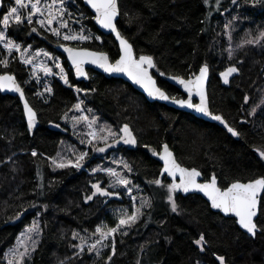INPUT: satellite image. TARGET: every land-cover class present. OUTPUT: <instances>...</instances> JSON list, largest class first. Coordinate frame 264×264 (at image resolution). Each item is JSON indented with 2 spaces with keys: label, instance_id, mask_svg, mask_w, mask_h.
I'll list each match as a JSON object with an SVG mask.
<instances>
[{
  "label": "trees",
  "instance_id": "trees-1",
  "mask_svg": "<svg viewBox=\"0 0 264 264\" xmlns=\"http://www.w3.org/2000/svg\"><path fill=\"white\" fill-rule=\"evenodd\" d=\"M13 5L14 0H3L0 29L2 16ZM65 5L68 27L61 31L69 33V28L75 27L92 35L83 44L55 36L34 18L32 24L25 21L20 26L11 21L7 36L49 51L54 59L55 55L64 58L56 47L65 43L106 51L116 60L120 55L116 39L98 29L84 0H65ZM119 5L121 33L133 44L138 57H153L156 67L152 72L170 96L184 94L160 73L188 78L204 64L209 66L211 110L221 114L240 133L239 138L217 123L161 102H149L122 78L89 69V79L79 81L65 58L62 63L68 68V84L56 75L58 69L52 58L47 65L54 75L41 79L33 77L31 67L18 59L7 67L0 64L1 72L16 75L40 119L31 134L19 98L0 92V264H7V249L35 219L41 222L42 235L25 264H105L111 256L106 255L101 263L87 250L78 253L79 248L73 245H78L79 239L73 233L91 235L104 219L109 227L115 226L116 219L106 210L125 206L130 200L125 195L99 194L86 200L95 191L97 177L86 169L59 168L53 163L74 161L80 152H86L87 143L81 140L88 139V126L81 120L73 127L72 119L84 116L95 118L99 129L103 121L116 131L129 125L136 146L119 145L100 156L94 152L102 142H93L83 162L95 170L102 160L108 162L120 152L131 166L126 177L143 197L138 207L144 200L151 202L150 208H142L143 215L134 224L121 231L109 264H220L218 256H223L226 264H264V231L260 230L264 228V200L257 218L259 231L252 237L235 218L212 210L198 194L176 191L178 209L173 212L167 188L153 183L157 179L164 185L172 183L160 178L162 165L153 153V149L160 152L165 143L182 165L200 169L206 180L215 174L222 187L237 180L264 177V157L257 151H264V41L244 43L264 31V3L119 0ZM23 11L27 13L28 9ZM32 28L37 31L32 32ZM10 56L0 47V61H10ZM230 66L239 71L225 84L220 73ZM49 87L52 91H45ZM79 100L86 115L75 107ZM99 180L106 187L109 178L101 175ZM201 234L207 241L203 251L194 243Z\"/></svg>",
  "mask_w": 264,
  "mask_h": 264
},
{
  "label": "snow or ice",
  "instance_id": "snow-or-ice-1",
  "mask_svg": "<svg viewBox=\"0 0 264 264\" xmlns=\"http://www.w3.org/2000/svg\"><path fill=\"white\" fill-rule=\"evenodd\" d=\"M207 3L208 0H205ZM237 0H232V3L235 4ZM248 2V0H245ZM252 3H264V0H251ZM2 3V0H0ZM87 3L95 10V19L96 21L105 29H109L111 32H114L116 38L120 42V49L122 50V55L119 56L115 62H111L107 53L103 52H93L87 49H76L72 47H64V50L68 53V57L71 60L72 64L75 67L77 76H87L88 73L84 70L85 63H92L98 65L105 72L108 73H124L134 81L136 84L141 85L148 93L149 96L158 98L160 100H171L173 103L180 106H184L195 111L211 117L213 120L220 121L225 124L227 127V121L224 120L222 115H214L208 107L207 95H206V80L208 77V65L204 64L200 70L199 75H194L193 79L185 80L182 77H172L173 80H177L179 84L183 85L188 93L187 99H176L175 97H170L169 94L164 91L161 87L157 86L156 80L150 74V69L155 68V62L152 56L141 55L138 58L136 57L133 51V45L129 43L121 32L117 28V17L121 15V10L119 6V0H87ZM219 0H217V4ZM28 9L27 13H24L23 10ZM67 8L65 7V0H51V3H46L41 6V0H14V6H11L6 9V14L2 16V25L3 28L0 29V44H3L9 54L13 50L20 53V59L25 64H32L33 58H28L26 52L22 50L21 44L17 43L15 40L10 39L6 35V30L8 29L10 22L14 21L16 26L22 25L25 21L28 24L33 23V17L39 16L37 23L42 28H48L55 36H63L65 41H78V40H87L88 36L77 33H62L61 29L68 27V21L65 19L67 13ZM127 14V13H125ZM70 17V13L68 14ZM59 22V27H50L54 23ZM226 28L230 27V24L225 25ZM32 32H36L37 28H32ZM250 35V33H249ZM229 39H231V33H229ZM261 41H264V31H261L258 36L252 37L244 41L245 44H259ZM48 55V53H44ZM232 52L229 50V56L231 57ZM0 64H3L4 67H7L9 61L7 59L0 61ZM56 67L60 68L62 74V79L65 84H68V77L64 73V68L61 64H56ZM39 67L47 75L52 72L50 67L40 64ZM239 69L235 66L228 67L224 72H221L220 75L223 77V82L225 84L229 83V77L237 73ZM164 75V73H160ZM0 89L11 90L19 93L20 97L24 99L25 93L24 89L16 81L14 75H0ZM45 91L51 92L52 89L46 88ZM77 91H81L77 89ZM193 93L199 96V103H193ZM248 97H245V102L247 103ZM83 101L75 105L77 110L84 111L81 107ZM24 109L28 116V127L34 128L36 123V112L32 107L29 106L28 100L24 99ZM255 109H253V114ZM67 119V116L65 117ZM74 121L73 127L76 126V123L81 122V120L87 122V126L90 131L87 135L90 137L88 140H81V143H87L93 145L94 141H103L105 147L96 148L98 152H105L107 148L112 145L108 143L109 138H112L115 143H119L121 140L125 144L135 145L137 143L136 137L133 134L131 128L128 124H124L123 127L117 132L112 130L109 126H105L101 129H96L94 125L96 120H89L87 116L84 117H73ZM228 132L232 133L235 136H239L240 133L232 127H227ZM147 147V145H145ZM163 151L156 152L153 149V153L158 155L161 160L164 162L163 173H167L169 176L173 177V182L167 185H164L163 182L159 179L153 181V183L160 185L161 187H166L168 190V200L171 203V208L173 212H176L178 209L177 203L174 199V193L178 190H182L184 193L195 190L202 192L210 201L211 207L214 209L220 210L226 215H234L238 218L239 225L246 229L249 234L253 237L256 236L258 231V224L256 223L255 218L258 214V209L261 206L262 200H264V177L250 180L248 182H241L239 180L230 183L225 187H221L218 184L217 177L215 174L211 178L204 182H198V177H201L202 173L196 168H186L182 167L175 159L174 154L170 151L169 146L164 144L162 146ZM259 155L264 157V151L257 149ZM33 156H36L35 151L32 152ZM88 156L87 152H80L76 159L67 160L66 162L60 161L57 162L53 160V163L56 164L59 168H67L69 166L75 167L77 169L83 166L82 162ZM124 167L131 171V166L124 163ZM100 170V169H98ZM111 177H114V181L111 184V187L115 188L118 186H123L129 195H131L132 189L129 187L131 181L123 176L121 173L117 172L113 168L103 169ZM162 173V174H163ZM179 176V183L175 182V178ZM95 191L92 193V196H87L86 200H91L97 194L105 197L118 196V192H110L107 188H102L99 183L93 185ZM136 198L133 197V200ZM151 207V202L148 200L142 201L140 207H137L135 211L129 215L126 212L119 218V221L115 227H108L106 225L99 226L95 229L93 235L98 234V238L94 243L88 245V251H95L99 255V250L97 245L105 247L103 241L111 238L113 243L111 244L112 253L115 254V234L121 229V226H131L134 224L142 215V208L144 206ZM46 207V206H45ZM264 231V228L260 229ZM33 231H39L37 224L33 223L31 227L28 228L27 232L32 233ZM126 234V233H125ZM74 238H79L81 243L79 245H73V247H78L80 252H83L84 245L86 243L83 237L79 236V233H73ZM31 236L27 235L25 240H31ZM21 240L17 247L11 249L7 254V264H25L27 259H30L31 253L35 251L36 244L32 243L29 245ZM196 245L200 247V250L203 251L207 241L205 236L201 234L197 240L194 241ZM111 260V256L108 257ZM220 264H225V258L223 256H218ZM63 264V262H62ZM199 264V262H197Z\"/></svg>",
  "mask_w": 264,
  "mask_h": 264
},
{
  "label": "rangeland",
  "instance_id": "rangeland-1",
  "mask_svg": "<svg viewBox=\"0 0 264 264\" xmlns=\"http://www.w3.org/2000/svg\"><path fill=\"white\" fill-rule=\"evenodd\" d=\"M46 3H51V0H41V6H43L44 4ZM14 6V5H13ZM65 7L67 8V6L65 5ZM24 12V11H23ZM73 16V13L71 12V15L70 17ZM69 17V21L71 20ZM34 19L38 20L40 17L39 16H36V17H33ZM56 23H59L58 21ZM56 23H54L52 26L50 27H57L56 26ZM72 27V26H71ZM69 32H73V33H77V34H83V35H86L88 37H90L89 34L85 33L83 30H79L78 28H75V27H72V28H69ZM6 35H7V30H6ZM60 38L63 39V36H59ZM92 37V35H91ZM90 37V38H91ZM11 39V38H10ZM86 40H78V41H70V42H73L77 45H81L85 42ZM19 43V42H17ZM21 44L22 46V50H24L26 52V55L28 58H33L35 57V59L33 60V63L32 64H25L23 63V61L20 59V53L13 50L11 54H9L8 50L6 48H4L3 44H0V47L5 51V53L7 55H11L10 56V61L9 63H12L14 59H18L20 62H22L23 64L31 67L32 69V73H33V77L37 78V79H41L44 75H46L44 73V71L39 67L40 64H44L45 66L47 67H50L51 68V65H47V61L48 59L52 58L54 59L53 55L51 54V52L49 51H45V50H42V49H38V48H35L33 47L31 44H28V43H19ZM44 53H48V55H45ZM56 58L54 59L56 61V64H61L64 68V73L67 75L68 74V68L66 66L63 65L62 63V59H64L62 56H58V55H55ZM70 67V65H69ZM52 69V68H51ZM58 72H57V76L62 80V74L60 72V68H58ZM47 75H54V72H53V69H52V72L47 74ZM81 101L79 100V103ZM81 107H83V104L81 105ZM83 115H86L85 112L83 111ZM89 120H91V117L89 116L88 117ZM97 123L98 121H96V124L94 125V127L96 129L99 130V127L97 126ZM102 125H101V128L105 127V126H109L111 128V126L106 122V121H103L101 122ZM85 124L87 125V122L85 121ZM100 128V129H101ZM112 129V128H111ZM113 130V129H112ZM90 131V129L88 128V132ZM116 131V130H114ZM118 132V131H117ZM88 139H90V137L88 136ZM87 139V140H88ZM94 142H98V141H94ZM101 145L98 146L97 148H103L105 147V143L103 141H101ZM109 144H111L112 146L107 148V150L105 152H98V151H95L94 154L96 155H105L108 153V151H111L112 149L118 147L119 145L121 146H130V147H134L136 146L135 145H130V144H125L122 140L119 142V143H115L113 141L112 138H109V141H108ZM90 150V145L87 144V148H86V152L88 153ZM126 162V158L120 153V152H116L112 158L106 162V160H102L101 161V166L95 168V170H91L89 169L88 167H86V165L84 164V162H82L83 166L80 168V169H86L87 170V173L93 175L94 177H97V179L94 180V183L93 184H96V183H99L101 185V187L103 188L104 185L101 184V180H99V178L101 177V175L103 176H107L109 178V181H107V186L104 187V188H107L108 191L110 192H118L119 195H125V197L127 199L130 200L129 204H126L125 206L123 205H118V206H110L108 210H106L110 215H113L114 218L116 219V224L115 226L117 225L118 221H119V218L126 212L127 214L131 215L135 209L138 207V204L137 202L139 203V201H141L143 199V197H141L140 195H138L136 192H135V184H131L129 185V187L132 189V192H131V195L128 194L127 190L123 187V186H118V187H111V184L113 183L114 181V177H111L106 171H104L103 169H107V168H113L115 169L117 172L121 173L123 176L126 177V173H127V169L124 167V163ZM100 169V170H98ZM127 178V177H126ZM118 195V196H119ZM133 197H135L136 199L133 200ZM33 223L37 224L38 227H39V231H33L32 233H28L27 230L29 227H31L33 225ZM103 225H106L108 226L106 220H102L97 227L99 226H103ZM113 226V227H115ZM109 227V226H108ZM129 226H121V229L119 231L116 232L115 234V240H114V243H115V251H116V247H117V239L119 237V235L122 233L121 231L125 228H128ZM27 235H30L31 236V240H25L26 236ZM41 235H42V228H41V222L39 219H35L31 225H29L28 227H26L22 232L21 234L19 235V237L17 238L16 242L14 245H12L10 248L7 249V252H6V258H7V254L9 253V251L15 247H17L18 243L21 241V240H25L26 243H28L29 245H31L32 243H35L36 244V247L40 241V238H41ZM79 236L80 237H83L86 241L85 245H84V249L87 250L88 249V245L89 244H92L95 242V240L98 238V234L97 235H88V234H82V233H79ZM79 239V238H78ZM81 243L80 239H79V242H78V245ZM113 243V240L111 238H109L108 240H105L103 241V244L106 245L105 247H101L100 245H97V248L99 250V255L96 254L95 251L93 252H90V253H93L94 255H96L98 258L101 259V263H103L106 255H108L109 253H111V257L114 256L113 253H112V248H111V244ZM36 249V248H35ZM88 251V250H87ZM78 253H80V249L78 251ZM33 254V252L31 253V255ZM111 260H107L105 262V264H109ZM226 264V263H225Z\"/></svg>",
  "mask_w": 264,
  "mask_h": 264
},
{
  "label": "water",
  "instance_id": "water-1",
  "mask_svg": "<svg viewBox=\"0 0 264 264\" xmlns=\"http://www.w3.org/2000/svg\"><path fill=\"white\" fill-rule=\"evenodd\" d=\"M84 4H85V5H86V6L92 11V13L94 14V21H95V23H96L98 29H99L102 33H104V34H106V35H110V34L113 35L114 38L116 39L117 43H118V46H119V45H120V42H119V40L116 38L115 33H114V32H111L109 29H105V28H103V27H102V26L96 21V19H95V15H96L95 10L91 7V5H89V4L87 3V0H84ZM2 6H3V0H2V3H0V10L2 9ZM119 6H120V5H119ZM119 17H120V15L117 17L116 23L118 22ZM117 28H118V30L120 31V29H119V27H118V23H117ZM120 32H121V31H120ZM121 34H122V33H121ZM122 35H123V34H122ZM123 36H124V35H123ZM124 37H125V36H124ZM125 38H126V37H125ZM126 39H127V38H126ZM128 41H129V40H128ZM129 43H131V42L129 41ZM131 44H132V43H131ZM61 45L66 46V47L76 48V49H87V50H89V51H93V52H103V53H107V52H106V51H102V50H101V51H100V50H94V49H90V48H86V47H76V46H73V45H70V44H65V43H61V44L57 45L56 50H57L61 55L64 56V58L66 59V61H67L68 64L70 65V68L72 69V71H73L75 77H76L79 81H84V80H88V79H89V69H91V70H95V71H97V72H99V73H102V74H104V75L107 76V77H117V78H122V79H124L126 82H128L130 85H132L136 90H138L139 92H141L142 94H144L145 97H146V99H147L149 102H161V103H164V104H166V105H168V106H170V107H174V108H176V109H179V110H182V111H186V112L191 113V114H193V115L197 116L198 118L203 119V120H205V121L212 122V123H217L218 125L222 126L226 131H228V130H227V127H232L228 122H227V127H226L225 124L221 123L220 121L213 120L211 117H209V116H207V115H204V114H201V113L195 111L194 109H190V108H187V107H184V106H180V105H178V104H175V103H173L171 100H167V101H165V100H160V99L155 98V97H151V96L148 95L147 91H146L141 85L136 84L134 81H132V80L127 76V74H124V73H108V72H105V71H104L102 68H100L98 65H95V64H92V63L89 62V63H85V64H84V70H85V72L88 73V75H87V76H77V75H76L75 67H74V65L72 64L71 60H70L69 57H68V53L64 50V47H61ZM132 45H133V44H132ZM119 50H120V55H122L123 53H122V50L120 49V46H119ZM133 51H134L136 57L138 58V56H137V54H136V52H135L134 46H133ZM107 54H108V53H107ZM120 55H119V56H120ZM108 56H109L110 61L114 63L115 60H112L109 54H108ZM118 58H119V57H118ZM118 58H117V59H118ZM208 69H209V71H208V77H207V80H206L205 88H206V95H207V103H208V107H209V110L212 112V110H211V104H210V98H209V81H210V68H209V66H208ZM152 70H153V68L150 69V74H151V75L153 76V78L156 80V82H157V86H158V87H161V86L158 84L157 77L154 76ZM5 74L14 75V76L16 77V75H15L14 73H11V72H5V73H2V72L0 71V75H5ZM195 75H199V72H198L197 74H195ZM162 77H163L164 79H166L170 84H172L173 86H175L176 88H178V89L184 94V95L181 96V97H176V96H175L176 99H187V97H188V93H187L186 89L184 88V86L181 85V84H179V82H178L177 80H173L172 77H182V78H184L185 80H190V79H193V78H194V75H193V76H190V77H188V78H186V77H183V76H180V75H165V74H164V75H162ZM16 81H17V83L20 84V82L18 81L17 77H16ZM20 86H21V84H20ZM21 87H22V86H21ZM22 88H23V87H22ZM161 88H162V87H161ZM23 89H24V88H23ZM162 89H163L164 91H166L164 88H162ZM0 92H1L2 94L12 95V96H16V97L19 98L20 103H21V106H22V109H23L24 118H25V121H26L27 126H28V116H27V113H26V111H25V109H24V99H27V95H26V93H25V90H24V93H25L24 99H22V98L20 97L19 93L14 92V91H11V90L0 89ZM166 92H167V91H166ZM167 93H168V92H167ZM168 94H169V93H168ZM169 96H170V94H169ZM170 97H172V96H170ZM27 100H28V99H27ZM28 103H29V106L32 107L33 110H34V111L36 112V114H37V115H36V123H35V127H34V128H31V129L28 127L30 133L33 134L34 131L36 130V128L39 126L40 119H39V116H38V113H37L36 109L31 105V103L29 102V100H28ZM193 103H199V96L196 95L195 93H193ZM212 113H213V112H212ZM213 114H214V115H221V114H218V113H213ZM223 118H224V117H223ZM224 120L226 121L225 118H224ZM232 128H233V127H232ZM229 133H230V132H229ZM230 134L233 135L232 133H230ZM233 136L236 137V138H239V136H235V135H233ZM165 144H167V145L169 146V149H170V151L174 154V157H175L176 161H177L182 167L189 168V167H187V166L182 165V164L178 161L175 151L170 147V145H169L168 143H165ZM162 151H163V148L160 150V152L162 153ZM155 157L157 158V160H158V161L161 163V165H162L161 172H160V178L163 179V178L166 177V178H168L171 182H173V177L169 176L167 173H163V167H164V162H163V160H161L160 157H159L158 155H155ZM189 169H191V168H189ZM196 169L202 173V171H201L200 169H198V168H196ZM162 173H163V174H162ZM259 178H261V177H259ZM256 179H257V178H256ZM208 180H209V179L206 180V179L204 178L203 173H202L201 177H198V182H200V183H204V182H206V181H208ZM253 180H254V179H253ZM217 181H218V184L220 185L218 178H217ZM248 181H250V180H248ZM248 181H241V182H248ZM175 182H176V183H179V176H178V175H177V177L175 178ZM234 182H235V181H234ZM220 186H221V185H220ZM221 187H222V186H221ZM178 191H180V192H181L182 194H184V195H189V194H198V195H201V196H202V197H203V198H204V199L210 204V207H211V201H210V200H209V199H208V198H207L202 192L192 190V191H189L188 193H184L182 190H178ZM211 209L214 210V211H216V212H220V213H221L222 215H224L225 217L235 218V219H236V222H237V224H238V226H239L244 232L248 233L246 229H243V228L239 225V223H238V218L235 217L234 215H231V214L226 215V214L222 213L220 210H218V209H214V208H212V207H211ZM259 213H260V207H259V209H258L257 217L255 218L256 223H257V218H258V216H259ZM258 231H259V228H258ZM258 231H257V232H258ZM248 234H249V233H248ZM249 235H251V234H249ZM251 236H252V235H251ZM252 237H253V236H252Z\"/></svg>",
  "mask_w": 264,
  "mask_h": 264
},
{
  "label": "flooded vegetation",
  "instance_id": "flooded-vegetation-1",
  "mask_svg": "<svg viewBox=\"0 0 264 264\" xmlns=\"http://www.w3.org/2000/svg\"><path fill=\"white\" fill-rule=\"evenodd\" d=\"M2 73H5V72H2Z\"/></svg>",
  "mask_w": 264,
  "mask_h": 264
}]
</instances>
